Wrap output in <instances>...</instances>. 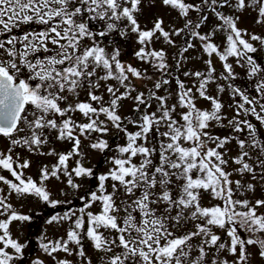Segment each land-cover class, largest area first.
I'll list each match as a JSON object with an SVG mask.
<instances>
[{
  "label": "snow or ice",
  "instance_id": "1",
  "mask_svg": "<svg viewBox=\"0 0 264 264\" xmlns=\"http://www.w3.org/2000/svg\"><path fill=\"white\" fill-rule=\"evenodd\" d=\"M159 3L177 11L184 20L183 26L166 30L163 18L156 16L151 28L143 27L140 17L146 8L155 7L157 0H0V37H6L0 39V57H5L0 59V136L8 138L11 144L7 152H0V169L13 178L0 175V182L9 189L6 194L0 189V216L6 217L0 219V264H13L23 257L27 245L12 238L10 225L32 219L14 210L9 197L13 194L36 197L55 207L60 202L51 199L46 182L59 181L61 176L68 177L67 185L73 189L80 188L74 178H94L97 186L86 194L79 214L53 215L47 220L49 225L71 222L66 239L40 244L43 252L53 259L57 252L72 255L70 244H75L76 254L84 258L85 238L95 250L105 253L102 257L105 264H229L218 255L225 250L235 258L232 264H252L248 250L251 246H256L259 257L264 259V213L258 212L264 208V199L254 203L234 199L237 190L241 195L244 191L254 192L255 185L249 183L245 187L240 180L232 181L233 173L226 171L231 160L238 166L234 171L241 176L249 173L253 180H264V139L258 137L257 126L247 119L253 117L264 126V65L255 58L259 50L256 43L264 48V36L238 26L240 14L248 8L257 12L255 23L264 25V0H199V3L159 0ZM225 8L231 13L225 14L222 11ZM193 12L197 13L195 18ZM208 13L218 23L202 33L201 28L209 20ZM93 21L101 22L103 30L93 31ZM22 25L39 27L21 35L13 34ZM112 32H118L122 39L135 34L140 45L135 58L163 76L169 75L173 65L168 63L163 48L156 50L152 45L162 39L175 48L173 37L184 34V47L174 57L175 67L179 69L187 62L189 57L185 54L196 49L194 41H199L202 55L198 58L208 57L203 60L206 70L183 73L193 79L191 87L174 77L176 102L169 105V97L156 93L169 85L170 79L156 81L147 93L137 92L133 78L151 80L147 70L122 62L119 47L108 53L96 40L97 36L105 37ZM217 33L225 35L223 47L215 42ZM213 56L222 62L223 71L218 76ZM230 58H234L235 65L229 62ZM235 67L244 69L247 78L253 81L255 95L235 86L233 82L238 78ZM110 80L116 81V85L108 84ZM217 80L228 83H217V95H210L209 85ZM101 81L105 82L108 100L103 94H96ZM85 88L88 99L80 101V90ZM226 89L234 101L228 107H234L235 115L225 125L222 123L227 119L223 115L225 105L219 94ZM134 92L137 94L133 97ZM69 95L76 97L77 102L62 107ZM198 98L209 101L211 109L198 108ZM127 99L135 102V117L118 114L121 101ZM153 101L157 107L148 111ZM75 113L81 114L86 122L75 120ZM109 124L124 134L125 144L117 145L118 154L111 158L108 172L97 176L83 163L82 143L90 140L88 147L101 153L111 150L103 138L109 133ZM213 124L228 127L232 133L246 132V136L241 139L237 135H213L210 131ZM129 125L136 131L130 132ZM53 131L56 141L71 143L69 151L58 152L55 147L43 150L52 143L49 134ZM233 141L240 153L226 159L227 145ZM210 144L214 147H209ZM16 147L40 156H56V163L40 168L39 181L25 177L24 170L31 166V161L20 162L19 155L14 158ZM246 149L256 152V167L262 169L259 175L248 162L253 157ZM137 157L141 158L138 163ZM73 158L75 166L70 169L69 161ZM204 193L222 204L204 206ZM97 203L99 212L91 211ZM189 222L194 230L177 235ZM216 228L225 231L228 241H222L214 231ZM106 232L115 235L108 236ZM33 264L43 261L37 259ZM58 264L71 262L62 259Z\"/></svg>",
  "mask_w": 264,
  "mask_h": 264
},
{
  "label": "rangeland",
  "instance_id": "2",
  "mask_svg": "<svg viewBox=\"0 0 264 264\" xmlns=\"http://www.w3.org/2000/svg\"><path fill=\"white\" fill-rule=\"evenodd\" d=\"M187 2L190 3H199V0H187ZM225 12V14H230L231 10L228 8H225L222 10ZM193 18L196 17L197 13L193 12L191 13ZM209 20L206 22V24L201 28L202 33L208 32L213 26H215L218 21L214 16L211 15V13H208ZM160 16L164 20V24L167 29H171L172 27H182L184 24V20L179 17L177 11L171 10L169 8L161 6L159 3V0H157V4L155 7L152 8H146L145 13L143 16L140 17V23L143 27L151 28L152 27V20L154 17ZM257 17V12L252 10L251 8L246 9L242 14H240V22L239 27L241 29H247L249 33H254L256 35L264 36V25H258L255 23ZM126 23V21L124 22ZM103 30V29H102ZM101 39V38H100ZM106 40H100L99 43L101 46L106 47V51L108 53H111L113 51L114 47H119L121 49V53L123 54L120 56V59L122 62L126 64H132L134 67H137L139 69L147 70V74L152 77L151 80H136L133 78V84L137 89V92H145L147 93L148 89L153 88V84L162 79H170L171 83L169 85L163 86L156 94L160 96H166L169 97L168 103L169 105L176 102V92H177V86L176 81L173 79L171 73L174 69V75L175 77H179L181 80L185 82V84L188 87H191L194 83L192 78H186L184 77L183 73L185 71H195L200 70L204 71L206 70V65L203 63L204 59H208L207 56H203V59H199L202 55L200 49H199V41H194V43L197 44L196 49H190L188 53L185 54L186 57H189L186 63H182L179 69H176V67H172L170 70V73L168 76H163L161 73L157 72L154 68H152L150 65L142 63L138 61L134 53L139 49L140 45L136 42L137 38L135 34H130L127 38L122 39L119 36L118 32H112L109 35L105 36ZM175 41L176 47L173 48L163 42V40L155 41L152 45L153 48L156 50H160L163 48L167 55H168V63L170 65H174L176 62L174 57L176 56L177 50H182L184 47V40L185 35L181 34V36L173 37ZM225 41V35L223 33H217L215 37V42L221 47L224 46ZM118 43L122 44V46H119ZM256 43V42H253ZM256 46L258 47V52L255 54V58L257 59L258 63L261 65H264V48H261L258 43H256ZM125 52H128V55H125ZM213 60V64L216 68V75L218 76L222 71V62L219 61V59L215 56L211 58ZM230 63H233L235 65L234 58H230ZM235 71L238 74V78L233 82L235 86L241 87L242 89H245L252 95H255L253 92V81L249 80L246 76V72L244 69H241L239 67H235ZM102 74V73H101ZM101 88L96 93L97 95L103 94L105 97V100L109 99V96L106 92L105 82L101 81ZM108 84L116 85V81H108ZM227 84V81L224 80H217L216 83L209 85V94L210 95H217L216 92V84ZM154 90V89H153ZM123 91V89H121ZM195 92V89H193ZM230 90L226 89L224 93L219 94L221 101L224 103L225 107L223 109V115L227 117L222 123L227 124L228 119L233 118L235 115V109L234 107H228L229 104L234 105V101L231 99ZM137 93L134 92L132 95L133 97ZM65 95H68L65 93ZM87 89H81L80 95L78 97V100L80 101H87ZM77 102V98L69 95L68 100L62 104L63 106H66L68 103L75 104ZM153 107L151 109H148V111H155L157 107V103L155 101L152 102ZM197 107L202 110H210L211 105L209 101L203 100L198 98L196 100ZM121 108L118 110V114L121 115V117H135L136 113L133 112V108L136 106L134 100L127 99L124 101H121ZM95 106V105H94ZM29 111H31V106H29ZM179 111H183L182 109ZM31 118V117H30ZM178 118V117H177ZM241 119H244L245 117L241 116ZM74 119L78 122H86L85 119L81 116L79 113L74 114ZM101 119H104V117H101ZM247 119L251 120L258 129V137L261 139H264V126H261L258 121H255L253 117H247ZM109 133L104 136L103 138L106 139L110 146L111 150L108 151L107 154V163L104 167H101V169L98 171L94 168H97L100 164V160L103 157V153L92 150L88 147L90 140H83L82 143V149L85 153V159L83 161L84 165L86 167L92 168L94 172H99L98 175L107 173L109 168L112 167V164L110 163V160L112 157L116 156L117 153V145H124L125 144V137L124 134L121 132H118L115 128H112L109 124ZM128 130L130 132L136 131L135 128H133L131 125L128 126ZM162 131L164 129H161ZM211 133L216 136H228V135H237L241 139H244L246 136L245 133H232L231 129L228 127H218L215 124L212 125L210 129ZM56 133L53 131L49 134L50 140L52 143L48 146H45L43 149L44 151H48L50 147H55L58 152H66L69 151L72 147L71 143L69 142H60L56 141L55 138ZM96 134H93L95 136ZM188 146V145H186ZM11 147L10 141L8 138H4L0 136V152H7V149ZM114 147V148H113ZM209 147H214V145H209ZM229 151L228 156L225 157L226 159L228 157H236L240 153L239 147L236 145L235 141H233L230 145H227ZM251 152V155L253 157L252 160H249L248 162L253 165V167L256 169L257 175L262 171L259 167H256V152L251 149H246ZM13 157L15 158L17 155L20 156V162H23V160L27 159L31 161V166L28 169L24 170L25 177H32L34 180L39 181V175H40V168L44 165H48L51 167V165L56 163L57 157L56 156H40L39 154H32L26 151L23 148L16 147L12 153ZM75 159L69 161V168L75 166ZM141 158L137 157L135 162H139ZM158 162V161H157ZM238 166L232 163L231 160H229V166L226 168V171L232 172L233 175L230 177L232 181L240 180L245 187L247 184L251 183L255 185V191H244L243 195H241L240 190H237L234 194V199H248L252 203H254L258 199H264V180L252 179V175L249 173H245L243 176H241L239 173L235 172L234 169H236ZM97 174V173H96ZM97 175V176H98ZM195 175V174H194ZM8 179H13L10 175V173L6 172L4 175ZM67 176H61V180H55L51 179L47 183V189L51 194V199L57 200L60 203H58L55 207H52L49 204L44 203L43 201L39 200L36 197H17L15 194L9 197V203L12 204L14 210L21 214H25L30 216L32 219L30 222H13L10 225V234L13 239L18 240L22 244H26L27 247L24 249L23 257L17 258L15 261H24L25 254L32 252L31 251V245L32 242L36 241L37 247H40V244L42 242L47 241H55L60 238L66 239V234L68 229L71 226L70 221H64L62 223H53L49 225L47 223V220L53 216H62L65 213H71L75 212L79 214V209L84 206V203L87 199L86 194L90 193L91 191H94L97 186V181L93 179H87V178H74L75 182L80 184V188L73 189L67 185ZM111 182H109L110 184ZM95 184V185H94ZM233 188H235V184L232 185ZM0 189L3 190V193H8L9 189L6 185H4L2 182H0ZM109 191H111V188L109 187ZM81 197H85V200H82ZM202 204L204 206H213L217 204H222V201L218 199H212L207 193L203 194L202 198ZM93 212H99L100 205L99 203L95 204L92 209H90ZM260 213H264V208H261L258 210ZM0 219H6V217L0 216ZM75 219V217H73ZM194 230L192 228L191 222H189L183 229H180L177 231V235H182L186 231ZM103 231V230H102ZM214 231L221 236L222 241H228V237L224 230L221 229H214ZM108 236L115 235L114 233H105ZM242 236H246V233H241ZM33 237V240H32ZM193 243H196L194 240ZM84 249H85V257L82 258L76 254L77 246L75 244H70V248L73 249V254L68 255L64 252H57L53 254L55 256V259L53 257L48 256L46 253L43 252V250L40 248L38 253H36L31 259L27 261H32V264L35 260L39 259L43 261V264H58L59 260L67 259L71 262V264H87L88 260H91V264H105L102 257L105 256V253L95 250L92 247L91 241L85 240L83 241ZM2 246V245H0ZM249 252L252 254V264H264V259H261L258 255V248L256 246H251L249 249ZM11 252L12 250L9 249ZM115 251L120 252L121 249H115ZM108 255H111L109 253ZM219 258L221 260H228L229 264H232V261L235 259L233 256H231L226 250L222 253H219Z\"/></svg>",
  "mask_w": 264,
  "mask_h": 264
},
{
  "label": "trees",
  "instance_id": "3",
  "mask_svg": "<svg viewBox=\"0 0 264 264\" xmlns=\"http://www.w3.org/2000/svg\"><path fill=\"white\" fill-rule=\"evenodd\" d=\"M176 63V62H175ZM175 63H174V67H175ZM177 69V68H176ZM171 75H172V77H173V79H174V77H175V75H174V69H173V72L171 73ZM114 148V147H113ZM108 151H110V150H108ZM108 151H106V152H103V157H102V159L100 160V164H99V166H97V168H94V169H96V170H100L101 169V167H104L105 166V164L107 163V154H108ZM6 172L7 171H5V170H2V169H0V175H5L6 174ZM97 173V174H96ZM98 173L99 172H95V174L96 175H98ZM95 185V184H94ZM32 240H33V237H32ZM36 239H35V241L34 242H32V244H30L31 245V251L32 252H29V253H27V254H25V256H24V261H14L13 262V264H32V261H27V260H29V259H31L36 253H38V251L40 250V247H37V245H36ZM32 256V257H31Z\"/></svg>",
  "mask_w": 264,
  "mask_h": 264
},
{
  "label": "flooded vegetation",
  "instance_id": "4",
  "mask_svg": "<svg viewBox=\"0 0 264 264\" xmlns=\"http://www.w3.org/2000/svg\"><path fill=\"white\" fill-rule=\"evenodd\" d=\"M37 27H39V26H37V25H22L20 28L15 29L14 32H13V34L21 35L25 31H30V30L35 29ZM91 27H92V30L93 31H96V32H98V31H100V30L103 29L102 23L101 22H98V21H93L92 24H91ZM3 38H6V37H0V39H3ZM96 40L99 42L100 40H106V39H105V37H99V36H97L96 37ZM118 45L119 46H122V44H120V43H118ZM122 55L123 54L121 53V56ZM125 55H128V52H125ZM4 58L5 57H0V59H4Z\"/></svg>",
  "mask_w": 264,
  "mask_h": 264
}]
</instances>
